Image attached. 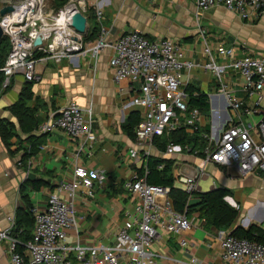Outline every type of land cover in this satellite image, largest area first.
Instances as JSON below:
<instances>
[{
	"label": "built area",
	"instance_id": "built-area-1",
	"mask_svg": "<svg viewBox=\"0 0 264 264\" xmlns=\"http://www.w3.org/2000/svg\"><path fill=\"white\" fill-rule=\"evenodd\" d=\"M193 1L201 11L224 5L244 20H254L264 14V0ZM7 5H14L15 9L0 20L11 45L2 67L3 89L16 74L34 81L39 74L38 65L43 62H60L65 57L79 55L97 60L104 50L110 49L113 80L117 84L129 83L132 104L144 110L134 129L136 146L130 150L131 158L144 164L122 182L124 190L138 202L132 200V206L124 209L123 223L115 233L114 242L85 245L76 239L69 240L71 232L79 237V220L74 209L79 190L93 196L95 182L104 178L103 172L76 165L73 178L58 183L44 206L32 205L34 226L29 239L22 240L17 235L15 216H9V227L0 229V244L5 243L11 264H157L158 257L173 259L153 246L161 228L176 236L183 247H188L195 214L175 207L170 186L151 184L147 180L151 152L144 146L156 136L168 137L163 152L167 157L189 152L202 156L207 163L234 166L243 175L264 179L263 58L240 55L235 45L213 46L205 41L204 68L212 72L216 83L211 95L226 96L230 107V117L217 135L211 125L210 130L205 129L204 111L190 104L191 97L198 92H189L183 86L182 74L196 64L183 59V47L175 39L151 40L136 30L112 39L110 28L104 22V9L97 5L93 15L99 33L96 39L86 42L84 34L70 25L72 14L80 10L78 0H68L58 11L50 0H18L3 7ZM39 34L43 36V43L35 45ZM237 80L240 81L238 89L230 85ZM254 113L263 115L257 123L248 121ZM57 129L78 140L82 147L97 139L92 108H84L75 100L40 122L36 132L50 133ZM177 130L188 133L184 142L170 137ZM163 167V163L159 164V168ZM205 174L202 170L199 176ZM174 186L186 191L189 198L200 191L198 177L181 173L176 175ZM236 207L240 209V205ZM260 225L264 228V222ZM219 239L222 264H264V240L230 232H220ZM190 264L202 262L193 257Z\"/></svg>",
	"mask_w": 264,
	"mask_h": 264
},
{
	"label": "crops",
	"instance_id": "crops-1",
	"mask_svg": "<svg viewBox=\"0 0 264 264\" xmlns=\"http://www.w3.org/2000/svg\"><path fill=\"white\" fill-rule=\"evenodd\" d=\"M78 1L80 10L88 17V32L84 36H93L87 42L98 36L93 9L100 5L112 39L136 30L151 40L169 37L181 44L183 59L196 64L190 71L183 72V86L193 87L194 92L207 93L210 108L204 112L203 122L211 125L217 135L228 121L225 110L228 107L230 114V107L226 96L211 95L216 83L212 72L204 68L207 60L205 41L213 46L235 45L240 55L252 54L264 59V14L254 20H244L221 4L201 11L193 0ZM110 57L111 50L106 49L97 60L79 55L65 57L60 62H43L38 65L39 74L31 88L28 83L32 81L16 74L10 85L1 89L0 118L12 123L15 135L8 146L0 134V229L9 227V216L16 217L23 203L21 186L29 180L26 179L29 172L35 174V180L43 178L48 182L36 191L28 188L31 202L44 206L57 184L72 179L76 165H84L92 171L103 172L104 178L95 182L93 196L79 190L74 209L80 232L78 238L71 232L69 240L76 239L85 245L114 242L115 233L123 223L124 209L132 206L133 201L138 202L124 190L122 182L144 164L131 158L130 150L136 146L135 137L127 133L125 126L132 113L138 112L141 119L144 110L132 104L133 91L129 83L117 84L113 80ZM238 83L237 80L230 85L238 89ZM121 87L122 91L119 90ZM237 92L246 98L242 92ZM70 100L84 108H92L97 134L93 143L82 147L78 140L60 129L46 134L36 132L38 123L57 113ZM22 124L30 130H23ZM30 134L42 138L38 140L39 147L26 154L24 147L28 141L25 139ZM162 137L156 136L144 146L152 158L175 161L174 176L181 173L198 177L200 191L227 188L229 194L225 200L233 206L240 205V214L231 226L219 228L200 213H191L196 219L188 234L190 242L186 248L176 236L161 228L153 246L173 259L158 257L157 264H190L193 257L202 264H222L220 232L232 233L235 226L249 228L251 224L264 222V179L252 174L243 175L234 166L207 163L202 156L189 152L167 157L163 154L166 145L163 147L165 140ZM140 152L144 150L140 148ZM202 170L206 174L200 177ZM188 199L189 203L197 200L196 195ZM0 264H11L4 242L0 244Z\"/></svg>",
	"mask_w": 264,
	"mask_h": 264
},
{
	"label": "trees",
	"instance_id": "trees-1",
	"mask_svg": "<svg viewBox=\"0 0 264 264\" xmlns=\"http://www.w3.org/2000/svg\"><path fill=\"white\" fill-rule=\"evenodd\" d=\"M65 1V0H63ZM90 22V20H89ZM97 26V25H95ZM99 33V29H98ZM93 36H85V41H89ZM96 39V38H95ZM11 45L8 37L6 36L2 41H0V91L3 88V82L5 79L2 67L4 66L7 56L9 54ZM33 81L28 83V88L33 86ZM189 92H194V88L191 86L187 87ZM190 104L193 106L200 107L204 112H207L210 108L209 96L206 92L199 91L196 96H192L190 99ZM16 111V110H15ZM17 112V111H16ZM21 119V116H20ZM140 120L138 112L132 113L130 116L129 123L125 126L127 133L131 137H135L134 129ZM39 121V120H38ZM40 122V121H39ZM39 125V123H38ZM13 125L10 121L0 118V134L6 145H11V139L15 135L13 131ZM22 129L29 131L27 126L22 124ZM205 129L210 130V126H206ZM46 134V133H43ZM185 130H177L171 134V138L177 142H184L185 137L188 136ZM42 138L41 135L30 134L26 137L27 144L25 145L26 154L33 153L40 144L38 140ZM165 142L164 146L168 141L167 136L162 137ZM164 164L163 168H159V164ZM174 163L172 159L166 158H152L148 159L149 172L147 174V180L151 184L170 186L172 188L170 196L174 202L177 209L181 211L187 210L189 214L198 212L200 215L210 219L211 222L217 227L231 226L239 217L240 209L236 206L231 205L225 200V197L229 194L227 188H214L208 191H199L196 194L197 200L194 203H189L188 193L181 188L174 186L175 177L173 175ZM48 182L41 178L35 181L26 180L21 186V194L23 198V203L21 207L18 208L16 215V225L15 231L17 235L22 240H27L32 236V230L34 226L33 216L31 214V207L33 203L30 200V195L28 188L33 190H39L45 186ZM232 234L248 237L257 240H264V228L260 224H251L249 228H245L241 225L235 226L232 230Z\"/></svg>",
	"mask_w": 264,
	"mask_h": 264
},
{
	"label": "water",
	"instance_id": "water-1",
	"mask_svg": "<svg viewBox=\"0 0 264 264\" xmlns=\"http://www.w3.org/2000/svg\"><path fill=\"white\" fill-rule=\"evenodd\" d=\"M14 9H15L14 5H7L1 9L0 14L1 16H4L9 12L14 11ZM70 25L76 30V32L80 34H86L88 32V17L78 9L72 14ZM5 37L6 35L4 34L3 28L0 25V41H2ZM42 43H43V36L39 34L35 39V45H41ZM225 114H226V119L228 120L230 115L228 107L225 110ZM35 177L36 176L34 173L29 172L27 174L26 179L33 181L35 180Z\"/></svg>",
	"mask_w": 264,
	"mask_h": 264
},
{
	"label": "rangeland",
	"instance_id": "rangeland-1",
	"mask_svg": "<svg viewBox=\"0 0 264 264\" xmlns=\"http://www.w3.org/2000/svg\"><path fill=\"white\" fill-rule=\"evenodd\" d=\"M18 0H0V11L3 8V5L8 3V2H17ZM68 0H50V2L53 4V7L55 8L56 11L59 10V8L63 7L65 3H67ZM0 20H1V14H0ZM211 115H212V109H211ZM263 117L262 114H257L254 113V117H249L248 121H253L254 123H257L261 118ZM211 120V119H210ZM206 185V183H204ZM264 186V184H263Z\"/></svg>",
	"mask_w": 264,
	"mask_h": 264
},
{
	"label": "bare ground",
	"instance_id": "bare-ground-1",
	"mask_svg": "<svg viewBox=\"0 0 264 264\" xmlns=\"http://www.w3.org/2000/svg\"><path fill=\"white\" fill-rule=\"evenodd\" d=\"M62 18H63V17H62ZM62 20H63V19H62ZM63 23H64V26H66V25H67V23H66L65 21H64Z\"/></svg>",
	"mask_w": 264,
	"mask_h": 264
}]
</instances>
